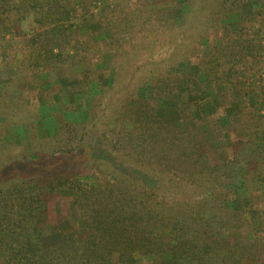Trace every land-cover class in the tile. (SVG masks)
I'll use <instances>...</instances> for the list:
<instances>
[{"label": "trees", "instance_id": "1", "mask_svg": "<svg viewBox=\"0 0 264 264\" xmlns=\"http://www.w3.org/2000/svg\"><path fill=\"white\" fill-rule=\"evenodd\" d=\"M185 2L178 23V0H142L137 11L149 33L160 32L164 55L148 59L160 69L148 77L166 100L184 103L180 130L129 92L121 103L127 112L116 111L102 130L90 127L100 119L87 116L49 134L38 120L37 144L26 124L13 151L0 131V264H164L163 256L167 264H264V5L248 12L244 0ZM76 7L88 13L83 25L95 20L83 0H0V36H23L35 48L25 73L38 69L50 80L59 57L52 48L67 43L62 33ZM35 26L42 32L28 38ZM44 46L50 56L41 58ZM187 61L194 72H168ZM208 84L218 97L215 112L197 116ZM225 95L237 102L236 113H227ZM50 135L53 148L38 144ZM213 148L216 165L205 157ZM105 167L113 179L101 176ZM217 178L243 187L241 206ZM69 199L75 220L60 208Z\"/></svg>", "mask_w": 264, "mask_h": 264}, {"label": "rangeland", "instance_id": "2", "mask_svg": "<svg viewBox=\"0 0 264 264\" xmlns=\"http://www.w3.org/2000/svg\"><path fill=\"white\" fill-rule=\"evenodd\" d=\"M83 1L92 10L96 21L90 22L87 26L83 25V18L88 13L76 7L75 16L66 23L68 33H62L66 36L65 41L67 43H64L60 50L54 46L52 48L53 54H59V57H56L58 69L54 74L49 75L50 80L48 81L46 80L47 76L39 73L38 69L33 75H30L29 72L25 73V70L23 71L24 66L27 64L36 63L33 55L35 48L32 52L27 38L12 34L0 36V131L8 141L6 145L11 147L10 151H13L15 144L23 138L24 128L22 126L26 128V124L30 126L31 142L37 144L38 135L35 127L38 126V120L42 121L43 127L49 134L57 130L56 127L63 123L78 124L87 121L89 117L100 119L97 124L90 127L102 130L104 128L102 124H107V118L112 117L116 111L120 114L125 113L126 109L121 103L124 102L129 92L147 99L162 120L172 125L176 130L181 129L179 123L180 111L184 109V103L166 100L162 87H152L154 83L148 77L152 74L150 71L158 72L160 70L159 64L153 65L148 59L151 60L156 55L162 58L164 51L160 32L156 34L149 33L147 31L148 23H143L140 14L137 13L142 0ZM178 1L181 8L180 14L175 19L176 23L183 21L182 16L188 10L185 0ZM244 2L246 4L244 10L248 12H256L255 10L261 9L264 5L261 2L251 0H244ZM167 9L168 7H164L163 11ZM131 12H135L136 15H132ZM231 19L235 23L239 20V15H235ZM24 24L27 25L28 21H24ZM131 24L132 27L130 28ZM26 30H28V26ZM103 30L107 32L102 33ZM29 31L31 33L29 36L27 35L28 38L32 35L37 37L42 29L35 26L30 27ZM89 33H91V36L86 35ZM80 35L83 36L80 37ZM95 41H101V44L93 43ZM43 42L44 40L39 44ZM201 42H204L203 38ZM143 47H148V49L144 50ZM78 49L79 52L84 51L81 57H78ZM50 50L49 46H44L41 51L39 50L41 58L49 57ZM206 53L207 51L204 48L203 54ZM144 59L147 62H142ZM69 62L75 65H71ZM161 67L162 70H165L162 65ZM167 69L170 73L175 70L181 73L194 72L193 62L188 61L178 65L175 69ZM87 70L89 71L86 75ZM82 71L85 79L79 75ZM55 74H60L61 78L58 79ZM128 77H131L130 80ZM199 77L202 81L205 80L203 74H199ZM49 81L52 82L51 85H48ZM81 81H83V84ZM9 82H11L10 85L6 86L5 84ZM7 88L9 89L5 91ZM10 89L13 90L12 94H10ZM217 100L216 93L208 84L205 89V98L194 114L197 116L211 115L215 112ZM224 102L230 104L227 113L232 114L233 112L234 114L237 112L236 101L227 99L225 95ZM216 114L215 119H219V123L224 126L226 118L223 113L218 114L216 111ZM210 123V127L212 123L214 125V121ZM200 129L205 134L207 141L212 143L210 133L206 127L201 125ZM53 139L54 137L50 135L47 136L46 143L38 144L53 148ZM220 144L222 142L215 144V146ZM205 157L211 165L218 163L216 148L210 151L206 149ZM106 172L107 167H105L101 176L113 179L112 176L105 175ZM215 181L218 185L235 191L236 198L231 204L241 206V202H244L246 198V191L243 187L227 184L226 180L222 178H217ZM262 188L264 189V183ZM64 203L61 204V207L59 206L62 213L66 214L68 210L71 219L75 220L77 210L74 204L70 199ZM231 204L227 203L226 205L230 207ZM63 225L64 228L67 227V224L63 223ZM52 238L54 237H49L48 242ZM217 253L220 255L223 252ZM162 259L163 263L167 264L168 258L163 256ZM180 264L194 263L181 262Z\"/></svg>", "mask_w": 264, "mask_h": 264}]
</instances>
